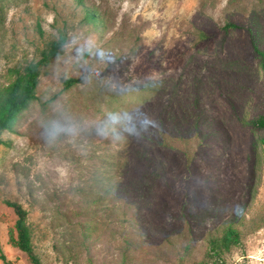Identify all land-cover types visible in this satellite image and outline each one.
<instances>
[{
	"label": "rangeland",
	"instance_id": "rangeland-1",
	"mask_svg": "<svg viewBox=\"0 0 264 264\" xmlns=\"http://www.w3.org/2000/svg\"><path fill=\"white\" fill-rule=\"evenodd\" d=\"M60 38L37 100L1 135L0 257L31 264L11 201L42 264H264L263 133L248 125L264 115L251 56L252 40L264 54V0H0V94ZM161 121L189 135L187 153L167 136L140 180L120 139ZM229 224L239 245L209 259Z\"/></svg>",
	"mask_w": 264,
	"mask_h": 264
},
{
	"label": "trees",
	"instance_id": "trees-1",
	"mask_svg": "<svg viewBox=\"0 0 264 264\" xmlns=\"http://www.w3.org/2000/svg\"><path fill=\"white\" fill-rule=\"evenodd\" d=\"M87 19H91L89 14L87 15ZM229 28L238 30L241 29V26L237 24H227L224 27L225 30ZM63 43L64 41L62 38L50 43L48 47L41 52L39 60L21 69V72L16 74L13 84L0 94V144L2 143V133L10 130L15 116L20 111L26 109L30 103L37 100L36 91L41 72L49 66L54 58L60 55ZM251 56L259 61L260 67L264 71V54L256 47L253 40ZM74 83L75 80L67 79L64 81V87H70ZM131 124L127 127L132 130L133 126H131ZM248 125L252 129L263 133L261 142L264 144V115L253 117L248 122ZM126 134L124 138L129 142V146L125 148V151H128V153H135L134 160L136 167L142 170L139 174L140 180L152 173L154 161L151 159L152 153L149 151H154L156 158V154L160 153V150H156L157 148H154V146L155 144L160 146L166 145L167 136H177L181 138L183 140V153H187V137L189 135H186L185 132H182L179 128L174 127L167 133L162 121L156 127L151 128L148 126L144 128L139 136H136L133 130H128ZM120 160H122L121 157H119L118 162ZM122 167L123 170L128 169L127 162L126 164L124 163ZM117 179H120V176H117ZM109 182L110 178L107 176V184ZM104 193L110 194V189L104 191ZM5 204L13 210L16 216L14 225L16 239L14 241V246L26 255L31 264H42L32 244V234L27 223V211L17 202L5 201ZM240 235V231L232 224L224 226L221 231L212 234L208 238L206 256L211 260L222 262L223 255L229 253L233 247L239 245ZM0 259L4 264H9L4 256H1Z\"/></svg>",
	"mask_w": 264,
	"mask_h": 264
},
{
	"label": "clouds",
	"instance_id": "clouds-1",
	"mask_svg": "<svg viewBox=\"0 0 264 264\" xmlns=\"http://www.w3.org/2000/svg\"><path fill=\"white\" fill-rule=\"evenodd\" d=\"M100 49H93V51H92V53L90 54V59H92L93 61H95V63L96 64H99V63H101V61H100V59H99V53H100ZM98 83H99V81H98ZM114 88H116L117 90L119 89V86H115L114 85ZM140 91V89H137V92H139ZM127 115H131V114H129V113H127ZM147 123V122H146ZM125 138H121L120 139V142H122L123 140H124Z\"/></svg>",
	"mask_w": 264,
	"mask_h": 264
}]
</instances>
